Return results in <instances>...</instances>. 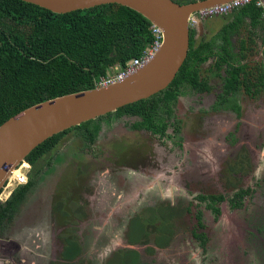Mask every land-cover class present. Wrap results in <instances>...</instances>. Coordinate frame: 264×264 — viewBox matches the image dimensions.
<instances>
[{"label": "trees", "instance_id": "obj_1", "mask_svg": "<svg viewBox=\"0 0 264 264\" xmlns=\"http://www.w3.org/2000/svg\"><path fill=\"white\" fill-rule=\"evenodd\" d=\"M150 25L140 13L117 3L54 13L22 0H0V124L33 104L96 87L101 77L138 57L153 41ZM246 28L244 37L241 30ZM261 31L263 38L258 34ZM197 32L191 30L187 57L164 90L56 133L26 156L31 165L28 182L0 201V234L11 223L44 168L51 166L55 148L66 134L76 132L85 142L93 143L104 125L130 116L135 118L132 127L165 137L167 128L175 125L171 119L175 117L177 99L209 89L208 77L203 73V65L208 61L209 76L217 75L222 82L220 102L227 104L223 95L236 94L258 72L264 87V62L263 69L254 67V70L248 65L256 62L250 63L246 55L256 50L258 41L264 44V8L248 4L232 11L211 37L195 38ZM247 193L242 188L229 196L230 208H240ZM198 198L205 202V210L218 219L221 208L217 204L227 197L221 193ZM185 211H190V205L183 199L160 208L152 216L155 222L160 220V226L147 237L143 223L136 220L132 233L131 228L126 231L130 247L113 251L103 264H150L137 247L144 246L145 253L152 255L158 250L154 247L169 246L172 241L156 240L166 239V232L176 227V220ZM61 215L67 227L65 232L58 233L60 256L51 264H91V260L85 261L82 256V235L78 228L70 224L66 215ZM195 218L196 224L189 233L198 247L207 250L203 211L198 209ZM142 237L155 241H139Z\"/></svg>", "mask_w": 264, "mask_h": 264}, {"label": "rangeland", "instance_id": "obj_2", "mask_svg": "<svg viewBox=\"0 0 264 264\" xmlns=\"http://www.w3.org/2000/svg\"><path fill=\"white\" fill-rule=\"evenodd\" d=\"M223 23V17L208 18L204 21L206 27L203 32L197 33L196 37L213 36ZM246 55L248 59L264 60L259 43L256 50H250ZM210 63L208 61L203 65V73L207 77ZM209 79L213 80L210 77ZM209 92L205 98L206 102L215 99L218 89L214 88ZM258 100L260 102H253L246 95L240 99L242 109L239 119L243 121L234 128V125L229 123L232 117L227 112H209L208 105H193L190 100L180 99L176 111L182 119L181 147L176 146L173 141L172 144L155 141L147 133L131 129L135 118L130 116L114 121L110 129H105L100 140L89 147L86 154H82V158L79 157L86 165L81 183H90L91 192L94 194L90 204L88 205L87 201L85 206L87 218L82 226V256L85 261L103 264L110 252L126 246L122 229L115 221L116 216L114 213L110 215L112 208L122 206L130 209L137 199L136 203L150 204L153 196H172L181 189L194 195L199 192L218 193L224 189L227 182L230 186L236 183L234 178L228 179L225 176L221 179L219 176L226 168L228 171L230 152L239 147L248 153L260 150V162H264V93ZM250 104L257 108L262 105L263 113L260 114V109H254L259 116L254 115ZM228 131H231L229 138L234 135L235 142L238 141L235 148L228 145V138L226 141L224 139ZM262 137L263 141H260ZM120 141L133 144L135 148L143 146V149L137 148L138 153L134 154V157L140 160L137 164L141 166H137L134 161L136 171L132 168L125 170L128 181L123 178L121 171L124 170L118 171L116 166L119 161L117 155ZM84 142L79 134L70 132L62 141L58 152H65L69 158L74 157V152L80 151V147H85ZM161 144H164L165 149ZM165 150L170 151L169 157L172 159L168 163L157 159L166 157ZM198 160L206 162L203 163L206 169L199 179L180 177L184 172H190L189 164L190 167ZM261 164L253 177L260 174V171L263 172ZM67 167L66 159L54 162L28 191L13 220L0 234V264H51V261L58 257V225L52 215V209L56 194L64 196L65 192L70 193L72 190H65L60 186V183L66 185L67 178L64 179V174ZM253 177L249 179L251 184L255 183ZM256 190L255 197L248 201L250 206L246 209L232 210L223 203L217 220L213 219L208 211H204L207 250L198 247L189 233L194 223L193 213L185 214L176 221L181 228H178L168 248L155 250L152 255L145 253L141 246L137 248L150 264H264V191L261 196L260 190ZM181 235L182 239L179 238Z\"/></svg>", "mask_w": 264, "mask_h": 264}, {"label": "water", "instance_id": "obj_3", "mask_svg": "<svg viewBox=\"0 0 264 264\" xmlns=\"http://www.w3.org/2000/svg\"><path fill=\"white\" fill-rule=\"evenodd\" d=\"M54 13H67L117 3L133 9L162 31V42L151 59L125 78L57 96L28 106L0 124V191L11 170L40 143L56 133L106 115L164 90L184 63L191 13L230 0H22ZM203 22L197 31L203 32Z\"/></svg>", "mask_w": 264, "mask_h": 264}, {"label": "flooded vegetation", "instance_id": "obj_4", "mask_svg": "<svg viewBox=\"0 0 264 264\" xmlns=\"http://www.w3.org/2000/svg\"><path fill=\"white\" fill-rule=\"evenodd\" d=\"M173 1L178 3V4H186V3H191V2H195V1H201V0H173ZM229 14H227V15H229ZM227 15L218 16V17L224 18ZM206 20L207 19H205L204 21H206ZM204 21H203V26H204ZM246 31H247V28L242 29L241 35L246 37V35H247ZM197 33H200V32H197ZM258 34L262 37L263 33L259 32ZM202 36L203 35L197 36V37L199 38ZM197 37L195 36V38H197ZM258 39L261 40L260 38H258ZM258 43H259V46L262 48V53H263V46H264V44H262L263 41L262 42L258 41ZM258 43H257V45H258ZM247 60L250 61V63H252L254 61L256 62L254 64L248 65L252 69L255 70L254 67H256L258 69H263V62H264L263 58L262 59L252 58V59H247ZM259 76H260V73L258 72L254 77L250 78L245 83H243V85H241L242 88L240 87V89L237 91L236 94L229 93V94L223 95V97L225 99H228L227 104L220 102V98L222 95H219V94L223 92L222 82H221L220 77H218L217 75L212 76V77L209 76L210 78H213V80L210 81V79L208 77L207 80H208V83L210 85L208 90L201 91L197 94H194L193 96H186V95L180 96L177 99L176 104H175V111H174L175 117H174V119H171V122L173 124L175 123V125L167 128L166 135L163 138H160L158 135H156L151 130L142 129V128H134L132 126H130V127H131V129L136 130L140 133H147V135H149L150 138L155 139V141L157 140L161 143L169 142L170 144H172V141H173V143L176 146L181 147L183 145V138L181 136V134H182L181 132H182L183 127H182V119L178 117L176 107H177V102L180 99L181 100L187 99V100H190L193 105L205 104V107L208 105L207 111H209V112L210 111L213 113L214 112H217V113L227 112V114L230 117H232V120L229 123L233 124L234 128H237L241 124V120H242V119H239L240 115H241V109H242L240 99L242 100V98L245 97V95H246L247 97L251 98L253 100V102L254 101L260 102V100H258V99L264 93L263 77L261 76V78H259ZM214 88L218 89V93L215 96V99L212 102H210V101L206 102L205 98H206L207 94L210 93L209 91H212ZM263 104L264 103H262V105ZM262 105H260V107L257 108V107H253L250 104V109L252 110V113L254 115L259 116L256 112H254V109H260V114H262L263 113L262 111L264 110V109L261 110V108L263 107ZM260 117L262 119L261 115H260ZM263 121H264V117H263ZM113 123L114 122H112V124L109 126L104 125L102 127L101 131L99 132V136L97 137L98 139L95 142H93V143H90L89 141L84 142L85 147L84 148L80 147L79 148L80 151L74 152L73 153L74 157L69 158L65 152L64 153L58 152V149H60V146L63 144L62 142L58 145V147L55 148L53 160H52L50 165H53L54 162H61L62 160H65V159L67 160V162H68L67 168L68 169H67V172H65V174H64V179L66 177L67 182H66V185H62V183H60V186L63 187L65 190L72 188V190L69 193V195L71 197L69 196L67 198L68 192H65V191H64L65 192L64 196L58 195V194H56V196H55V201L53 203L54 209H52V211L53 210L54 211H53L52 215L55 218L56 223L58 225V233L65 232V229L67 227V225H65L64 217L61 215V214H63L64 216L66 215L65 217L69 220L71 225L78 228V231L82 235V226H83V224L87 218L86 217L87 216V210H86L85 206L87 205V201H89L88 205L90 204V199H91V197H94V194L91 192L92 185L90 183H87V184L81 183L82 182L81 177H82V174L85 170L86 165L83 164L82 160H80L79 157L82 158V154H86L87 149L89 147H91L92 145H94L97 141H99L104 130L110 129L112 127ZM230 134H231V131H230V133L228 131L226 133L227 137H224V139L226 141V139L228 138V140H229V143L227 142L228 145L231 148H233V147L235 148L238 145V141L235 142L234 135H231V137L229 138ZM260 141H263V137ZM126 144H124V143H122V141H120V146H119L118 155H117L119 157V161L116 163V166L119 168L118 171L124 170V171H121L123 178L125 181H128L127 174L125 173V170H127L129 168L134 169V164L139 163L140 160L136 159L134 157V154L138 153L137 148H141V147L135 148L133 146V144H129V143H126ZM161 146L164 147V144H161ZM259 147H257V148H259ZM141 149H143V146ZM164 149H165V147H164ZM144 152H146V151L144 150ZM169 152L170 151L165 150L166 157H163L161 159L157 158V159L161 160L162 163H168L170 160H172L169 157ZM259 152H260V150L256 149L254 152L248 153V152L240 149V147L237 148L236 151L232 150V152H230L231 161L227 160V161H229L227 163L229 169L227 171V168H226V171L221 173V176H219V177L221 179H223L225 176H227L228 179L234 178L236 183L230 186V183L227 182L224 185V189L220 190L218 193H211V192L200 193L199 192L196 195H194V194H191V193L184 191V189H181L179 191H176L175 194L172 196H169L168 194L164 197L153 196V200L150 204L149 203L145 204L147 202L136 203L138 200L137 199L136 202L134 203L135 205H133L130 209H125L122 206H120V207L116 206V207L112 208L113 211L112 212L110 211V215H111V213H114V215L116 216L115 221L119 223L120 229H122V233H123L122 236L124 237L125 241H128V239L126 238V231H128V229L131 228V233H132V229H133L132 225L135 226L137 224L136 220H138L140 223H143L145 231H146V237L150 236L154 232L153 230L157 229L160 226V220L155 222L154 218H152L153 214L155 212H157L158 210H160V208L166 207L167 204H171V206H172V204H176L178 199H183V200H185V203H189V205H190V211H185L183 213V215H185V214L190 215L191 213H193L194 223H193L192 227L190 228L189 232L193 229V226L196 224V218H195L196 211L198 209H200L201 211H203V214H204V211H207V210H205L206 209L205 202L199 201V198H198L199 196H207V195H212V194L218 195L221 193L225 194L227 197L226 200H223V201H221L220 204H217L218 207H220L221 211H222L223 203H226L228 205V208L231 209L229 196L233 195L239 189H242V188L247 189L248 193L245 195V197L242 201V203H243L242 206L240 208L235 207V209H233V210L246 209V207L250 206L248 201L252 197H255L254 192L256 189L260 190V193H261L260 195L263 196V191H264V162H263V160H262V162H260ZM55 157H56V159H55ZM134 161H135V163H134ZM203 163L206 164V162L204 160H203V162H201V160H198L196 164H194V165L192 164V166H190V167H189V165H191V164H189L188 170H190L191 173L186 171L180 177H182L183 179H189V180L190 179L191 180L199 179L200 174H202L204 169H206V167L203 166ZM260 164L263 166V172L260 171V174L253 177L256 169L258 168V166ZM138 165L141 166L140 164H137V166ZM50 167L51 166H49V168ZM200 169L202 170V172H198V170H200ZM46 170L47 169L44 168L43 172H46ZM252 177H253V179H255L254 180L255 183L251 184V183H249V179ZM211 216L213 217V215H211ZM213 219H215V218L213 217ZM215 220H217V219H215ZM129 223H130V226H129ZM175 225H176V227L170 228V233L166 232V234H167L166 239L161 240L160 238H158L156 241H173L174 236L177 234L178 228H181L179 225L176 224V222H175ZM179 238L182 239L183 235H181ZM140 239L141 240H139V241H155V240H153V238L152 239H148V238L146 239V238L142 237ZM57 241H59V238H57ZM80 241H82V250H83V240L81 239ZM147 245H149V244H146L145 246L147 247ZM124 247H130V246L126 243V246L118 247V248L114 249L113 251H115V250L117 251V250L124 248ZM142 247H144V246H142ZM154 248L161 249L158 247H154ZM166 248H168V246ZM59 250H61L60 243H59ZM113 251L110 252L109 256L113 253ZM82 254H83V252H82ZM59 256H60V253H59L57 259L59 258Z\"/></svg>", "mask_w": 264, "mask_h": 264}, {"label": "built area", "instance_id": "obj_5", "mask_svg": "<svg viewBox=\"0 0 264 264\" xmlns=\"http://www.w3.org/2000/svg\"><path fill=\"white\" fill-rule=\"evenodd\" d=\"M254 4L256 7L264 8V0H230L224 3L211 5L201 8L188 17V25L191 30H197L200 22L210 17H218L227 15L230 12L241 8L242 6ZM150 30L153 35V41L142 51V53L135 58L127 61L124 66L115 67L113 72L107 73L98 81V85H107L109 83L121 80L138 68L147 63L154 53L158 50L162 42V31L154 25H150ZM31 165L26 159H22L10 172L4 185L0 191V201L3 202L11 195V193L20 185L27 183Z\"/></svg>", "mask_w": 264, "mask_h": 264}, {"label": "crops", "instance_id": "obj_6", "mask_svg": "<svg viewBox=\"0 0 264 264\" xmlns=\"http://www.w3.org/2000/svg\"><path fill=\"white\" fill-rule=\"evenodd\" d=\"M262 32V31H261ZM263 33V32H262ZM262 37H263V34H262ZM263 44V43H262Z\"/></svg>", "mask_w": 264, "mask_h": 264}]
</instances>
